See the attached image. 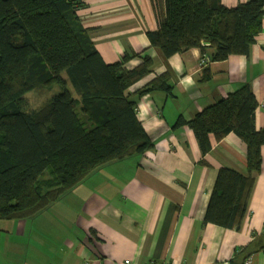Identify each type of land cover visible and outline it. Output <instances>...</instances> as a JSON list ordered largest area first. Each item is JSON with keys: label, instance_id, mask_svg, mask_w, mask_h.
I'll use <instances>...</instances> for the list:
<instances>
[{"label": "trees", "instance_id": "obj_1", "mask_svg": "<svg viewBox=\"0 0 264 264\" xmlns=\"http://www.w3.org/2000/svg\"><path fill=\"white\" fill-rule=\"evenodd\" d=\"M82 7L83 0H0V221L33 220L109 164L154 148L130 93L152 73L153 59L136 54L142 64L131 70L129 56L106 64L77 16ZM154 9L159 27L148 37L166 57L194 48L214 49L213 61L248 56L263 29L264 0L233 8L221 0H154ZM53 85L63 92L38 110L26 109L28 92ZM155 91L172 95L167 75L137 95ZM257 107L245 85L176 124L194 132L203 153L212 149L211 135L221 141L234 133L247 147L249 175L220 170L205 224H242L254 174L263 169Z\"/></svg>", "mask_w": 264, "mask_h": 264}, {"label": "crops", "instance_id": "obj_2", "mask_svg": "<svg viewBox=\"0 0 264 264\" xmlns=\"http://www.w3.org/2000/svg\"><path fill=\"white\" fill-rule=\"evenodd\" d=\"M229 8L250 0H221ZM77 16L106 64L131 57L127 69L150 56L153 71L131 87L137 116L154 148L116 161L33 220L0 221V264H264L263 169L239 229L205 224L221 169L248 176L247 147L236 134L210 136L203 153L194 132L176 127L248 85L264 129V19L250 54L213 61L199 48L166 57L151 45L158 30L154 0H83ZM209 62L202 67L203 59ZM167 75L172 95L137 93Z\"/></svg>", "mask_w": 264, "mask_h": 264}, {"label": "rangeland", "instance_id": "obj_3", "mask_svg": "<svg viewBox=\"0 0 264 264\" xmlns=\"http://www.w3.org/2000/svg\"><path fill=\"white\" fill-rule=\"evenodd\" d=\"M63 77L67 78V74L63 73ZM75 98H78L76 90L72 86V84H68L66 87ZM63 92V88L60 85H53L51 87H39L30 92H28L24 96V100L26 103V109L28 110H38L43 105H45L52 97L57 96ZM81 108V107H80ZM78 111L81 113V109Z\"/></svg>", "mask_w": 264, "mask_h": 264}, {"label": "built area", "instance_id": "obj_4", "mask_svg": "<svg viewBox=\"0 0 264 264\" xmlns=\"http://www.w3.org/2000/svg\"><path fill=\"white\" fill-rule=\"evenodd\" d=\"M209 62V58H205L202 60L201 65L204 67ZM264 107V104H263ZM219 264H232L230 261H225ZM243 264H253V258H248Z\"/></svg>", "mask_w": 264, "mask_h": 264}]
</instances>
